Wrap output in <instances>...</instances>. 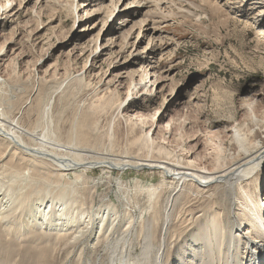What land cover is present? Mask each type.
Here are the masks:
<instances>
[{
    "label": "rangeland",
    "instance_id": "rangeland-1",
    "mask_svg": "<svg viewBox=\"0 0 264 264\" xmlns=\"http://www.w3.org/2000/svg\"><path fill=\"white\" fill-rule=\"evenodd\" d=\"M20 1L10 5L16 15L1 17L4 9H0V114L8 123L36 132L27 142L37 143L35 135L51 124L49 138L60 144L75 139L73 145H79L76 149L81 151L82 162L105 157L140 159L146 150L135 140L149 132L155 140L153 148H164L168 159L180 164L190 159L209 166L230 159L234 145L225 130L248 124L242 107L256 94L255 108L264 123V33L255 24L258 21L264 26V0H160L156 8L150 3L148 9L131 17L117 11L125 5L121 1L106 20L109 13L96 15V9L111 1L117 4V0H56L55 7L44 4L45 0L40 5L37 0H25L19 7ZM72 2L78 7L74 14L69 9ZM39 6L42 21L37 20ZM134 9L137 7L128 8ZM142 15L147 17L145 26L154 31L157 53L148 55L146 33L136 26L127 39L133 46L121 54L120 36ZM37 21L43 24L36 32ZM100 30L99 39H93ZM109 30H115L111 51L105 44ZM142 70L149 76L143 75L144 82L138 85ZM154 71L156 75L151 77ZM157 77L165 81L153 86ZM76 78L83 82L78 85ZM108 100L114 102L110 108L105 105ZM119 102L127 114L117 121ZM44 110L50 114L44 115ZM127 116L136 128L125 124ZM156 152H150L148 159L165 158L164 153ZM61 173L0 138L1 178L26 175L31 180L29 185L23 181L28 186L24 188L28 200L43 197L45 190L49 191L47 198H56L65 189H73V208L78 209L74 217L78 222L64 232L25 226L26 205L8 219L0 217V264H154L159 249L166 264H174L172 248L166 249L172 247L170 241L183 233L192 216L218 205L211 188L202 193L189 183L175 188L156 170L89 169L79 180L61 177ZM18 181H22L19 176ZM158 182L164 188L153 208V197L144 190ZM241 184L237 191L244 197ZM260 185L264 186V180ZM261 193L257 200L248 197L264 218V190ZM169 195L173 203L163 223V206ZM106 204L118 211L114 224L102 229L92 224L87 227L84 217H92ZM127 214L133 220L129 227L124 226ZM255 218H259L258 211ZM246 226L244 231L252 228ZM262 227L264 219L258 229ZM142 256L146 257L143 261Z\"/></svg>",
    "mask_w": 264,
    "mask_h": 264
},
{
    "label": "bare ground",
    "instance_id": "bare-ground-1",
    "mask_svg": "<svg viewBox=\"0 0 264 264\" xmlns=\"http://www.w3.org/2000/svg\"><path fill=\"white\" fill-rule=\"evenodd\" d=\"M12 1L15 0H4V4H0V7H2L0 9H4V12L1 13V17L7 18L17 14L13 13L14 11L10 7V5H12ZM24 1L25 0H21L19 2V7ZM121 1L125 2V5L122 9L118 7L117 11L125 15L124 17H131L133 13H135L133 15H138L143 9L149 7L150 3H154L152 6L155 8L158 6L157 4L160 3V0H158V2L157 0H117V4L111 1L109 6L99 5L95 14L99 15L101 11L105 12L106 14L109 13L103 19L106 20L107 17L111 16L112 13L115 12L117 5ZM203 1L207 2L208 0ZM41 2H43V0H37L39 5ZM55 2L57 1L45 0L44 4L49 3V6L51 5V7H55L57 4H55ZM131 6H135L137 9H134L133 11L128 10V8ZM40 7L41 6H39V10H37L38 21H42L39 17V13L41 12ZM81 7H83V5ZM69 9L70 12L74 14L78 7H75L74 3L72 2L69 5ZM52 17L53 16H51V18ZM146 20L147 17L142 15L138 21L134 22V25L132 24L133 26L131 27L130 31L122 33L123 36L120 37H122L123 44L121 47H119L121 54L124 53V51L130 45L133 46L131 42H127V39L131 31L136 26L139 29V32L140 30L144 29V33H146L144 36H146L148 39L147 46H150L147 51L148 55H155L157 53L158 50L156 49L154 43L156 40L153 37L154 31L150 30L147 25L145 26ZM38 21L36 32L39 30V26L43 24V22L39 23ZM255 24L256 27H261L260 32L264 33V26H261L262 24H259L258 21H255ZM100 32L101 30L95 36H93V39L98 40ZM114 33L115 30H109L107 33L109 38L105 41V44L108 45L106 46L107 48H110L109 51H111V48L115 45L113 40L115 39ZM145 48L144 50H146ZM145 64H148L147 61ZM150 69L153 70L151 67ZM143 75H145V77L149 76L147 71H143V74L139 77V81L137 83L138 85H141V83L144 82ZM155 75L156 72L154 71L151 77H154ZM76 81L79 85L83 82V79L76 78ZM163 81H165V79H160L157 77L156 79L152 80V83L154 86L155 84H161ZM132 84L134 83L133 79L131 78V85ZM127 94H130L129 88L127 90ZM257 97H259V95L256 94L253 97L254 99L252 98L248 101L245 100L246 103L242 107L248 114V124L245 123L246 126L244 124L243 126L238 124L225 130L227 136L232 138L234 145L230 159L224 163L217 161V163L211 164L209 166H207L205 163L196 164L195 161L190 159L187 160L186 164H180L168 159L169 154L165 152L164 148L160 146L153 148L155 140L152 137L153 134L148 136L149 132L146 135L141 134L135 140V142L141 143L142 151L146 150V154L143 158L138 159L132 157L124 159H111L105 157L98 158L90 162L87 161L86 163L79 160L81 155L78 154V152L81 151L76 149L79 147V145L78 147L74 148L73 141L75 139H70L69 142L60 144L59 141L49 138L48 134L50 132L48 131V128L50 129L51 124H49V126H44L47 129H44L40 135H35V137H38L37 143L31 144L27 141L33 138V134H36L35 131L25 129L22 126L13 123V121L8 123V120L6 121L4 116L0 114V138L9 142L15 148V150L21 152L23 155L50 163L58 171L62 172L61 177L72 176L73 178L74 176L75 179L79 180L82 175L81 173L86 172L89 169H99L102 171L106 169L121 171L127 169L135 170L137 172L148 169L151 171H159L163 180H170L175 188H182L183 186L185 187V185L188 183L201 193L207 188H211L214 194L213 198L218 201V205L215 208H211L210 206L206 207L198 217L192 216L188 221V227L183 231L182 234L177 233L178 235L176 236V232H174L176 236L175 239H173V237L168 238L169 241L173 239L170 241L172 242V247L170 244L166 249L171 250L172 248L171 252H173L174 256L176 257L175 262L173 261L174 264H264V245H262V243L264 244V227L258 229L259 223L264 219L263 213L259 211V209H256L255 205L252 206V202L249 200L250 197H254L255 200H257V197L259 195L262 196L263 194L261 191L263 192L264 190V186L260 185V182L264 180V123L259 119L257 110L255 108L256 106L254 103L256 102ZM112 102V100H108L105 105L109 106L108 108H110ZM121 106L122 102H119L117 106L118 115L115 118L117 121H119L118 116L120 117L121 114H127L126 108L124 107L121 110ZM46 110L43 112L44 115L49 113V111L47 112ZM124 120L125 124L129 125L131 129L136 128L135 123L131 121L129 116L124 118ZM144 121L145 120L141 121L142 125H144ZM165 128L166 130L170 128L169 122L166 124ZM47 132L49 133L47 134ZM52 137L53 136H51V138ZM258 139L259 142H256ZM156 150L158 153H164L165 158L155 159L151 157L148 159L149 153ZM18 176L21 177V183L18 181ZM23 181L25 183L27 182V185H29L31 182L30 179L28 181L26 175L22 176L14 174L13 176L6 179L0 177L1 218L8 219L12 213H17L18 210L23 208V205H26L27 211L25 212V226L35 224L38 230H46L47 232L58 230L59 232H64L67 231L68 228L73 227L74 224L78 222V220L74 219L76 210L78 209L75 210V208H73V206H75L76 198V194L74 193L73 189H65V192L56 198H47L46 196H48L49 191L45 190L42 194L43 197L40 196L35 200H28V196H26L24 193V188H27L28 186H24ZM238 183H242L239 188H242L244 197L237 191ZM254 185L256 186V192H253L254 194H252L251 190H254ZM69 188L71 187L69 186ZM149 188H151V191H148ZM163 188L164 185L158 182L157 184L147 186L144 190L147 195L153 197V199H151L153 208L157 204L156 201L158 194ZM179 191L180 190H178V192ZM173 192L174 189L170 191L172 194ZM248 195H250V197H248ZM166 198L167 201H165L163 206V223L166 222L168 214L171 210V205L173 203L170 200L172 199V195H169ZM237 201H240L239 203L242 205V208L238 206ZM255 211H258L259 218H255ZM80 214L85 215V212H81ZM129 215L127 214V216L124 217L125 227H129L133 223L131 215ZM117 216L118 211L116 210L115 206L113 204H106L96 209L92 217L86 215L84 217V223L87 227L92 224L96 229H102L107 225L108 227L112 226ZM164 217H166V219ZM80 223L82 222L80 221ZM245 225H250L252 228L244 231L248 228L247 226L245 227ZM164 242L165 238H163V243ZM159 250L158 252L156 251V260H154L156 262L154 264H166L163 253H160L159 255ZM145 258L142 256L141 261H143Z\"/></svg>",
    "mask_w": 264,
    "mask_h": 264
}]
</instances>
